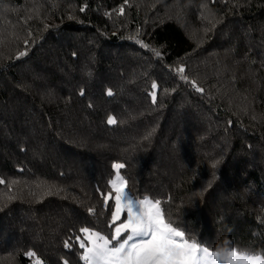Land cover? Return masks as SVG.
Returning <instances> with one entry per match:
<instances>
[{"label": "trees", "instance_id": "16d2710c", "mask_svg": "<svg viewBox=\"0 0 264 264\" xmlns=\"http://www.w3.org/2000/svg\"><path fill=\"white\" fill-rule=\"evenodd\" d=\"M115 163L201 246L264 255V0H0V264H86Z\"/></svg>", "mask_w": 264, "mask_h": 264}, {"label": "snow or ice", "instance_id": "6c2138e0", "mask_svg": "<svg viewBox=\"0 0 264 264\" xmlns=\"http://www.w3.org/2000/svg\"><path fill=\"white\" fill-rule=\"evenodd\" d=\"M80 10L84 11L83 8ZM25 54L20 53L21 56ZM156 55L160 53L156 52ZM178 71L183 72L184 69ZM151 87L155 102L158 86L153 83ZM107 94L112 95L111 90ZM107 122L114 124L116 120L109 117ZM124 167L122 163L113 165L116 174L109 181L110 190L100 193L104 207L111 214L109 234L101 235L84 227L79 231L85 238L75 237L79 247L84 249L81 258L86 264H264V255L238 251L230 246L229 241H225L229 250L221 256L219 252H210L191 236H186L185 231L174 226L175 222L166 217L160 200L134 197L127 180L120 175L119 170ZM110 201L114 202V206L110 205ZM88 211L92 213L95 209L89 208ZM65 247H71L70 242L66 241ZM25 255L31 258L36 253L29 251ZM36 264H42V261L37 260Z\"/></svg>", "mask_w": 264, "mask_h": 264}, {"label": "rangeland", "instance_id": "374dc122", "mask_svg": "<svg viewBox=\"0 0 264 264\" xmlns=\"http://www.w3.org/2000/svg\"><path fill=\"white\" fill-rule=\"evenodd\" d=\"M88 246H90V244H89ZM203 247H204V246H203ZM206 248H207V247H206ZM209 251H210V252H215V251H212V250H210V249H209ZM226 253H227V252H222V253H220V255H221V256H224V255H226Z\"/></svg>", "mask_w": 264, "mask_h": 264}]
</instances>
